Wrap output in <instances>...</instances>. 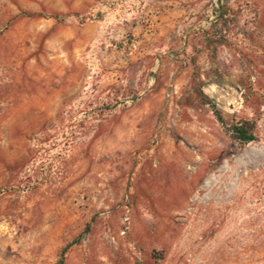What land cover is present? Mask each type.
<instances>
[{"label":"rangeland","instance_id":"374dc122","mask_svg":"<svg viewBox=\"0 0 264 264\" xmlns=\"http://www.w3.org/2000/svg\"><path fill=\"white\" fill-rule=\"evenodd\" d=\"M79 234L61 264H264V0H0V264Z\"/></svg>","mask_w":264,"mask_h":264},{"label":"trees","instance_id":"16d2710c","mask_svg":"<svg viewBox=\"0 0 264 264\" xmlns=\"http://www.w3.org/2000/svg\"><path fill=\"white\" fill-rule=\"evenodd\" d=\"M210 102V101H209ZM253 127L254 123L251 120H245L241 119L237 121L236 123L232 124L231 130H232V137L239 142L240 144H246L255 139V135L253 133ZM88 227L86 226L84 230H87ZM81 234H79L77 237L73 238L70 242H68L62 249L60 253V258L57 262V264H61L63 262V255L65 251L74 243H76Z\"/></svg>","mask_w":264,"mask_h":264}]
</instances>
